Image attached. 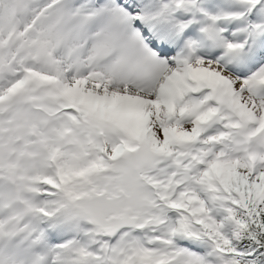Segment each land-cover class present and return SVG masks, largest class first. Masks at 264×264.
<instances>
[{
    "label": "snow or ice",
    "instance_id": "6c2138e0",
    "mask_svg": "<svg viewBox=\"0 0 264 264\" xmlns=\"http://www.w3.org/2000/svg\"><path fill=\"white\" fill-rule=\"evenodd\" d=\"M0 264H264V0H0Z\"/></svg>",
    "mask_w": 264,
    "mask_h": 264
}]
</instances>
